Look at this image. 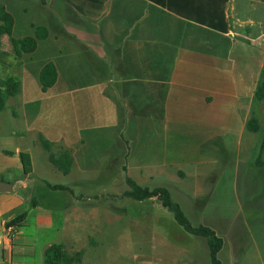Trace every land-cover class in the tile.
I'll list each match as a JSON object with an SVG mask.
<instances>
[{"label": "crops", "instance_id": "obj_1", "mask_svg": "<svg viewBox=\"0 0 264 264\" xmlns=\"http://www.w3.org/2000/svg\"><path fill=\"white\" fill-rule=\"evenodd\" d=\"M1 6L15 20L12 37H31L36 48L19 54L9 35L1 38L0 65L21 80V91L0 113V183L12 188L0 192V264H36L39 232L23 239L30 216L36 231L54 227L51 213L31 205L40 180L35 155L47 152L41 136L54 154L72 155L64 174L46 153L69 183L41 180L68 208L84 198L75 194L87 184L83 176H104L118 160L129 175L137 160L151 176L181 164L199 167L207 151H227L249 132L264 62V0H169L167 8L149 0H5ZM30 13L36 20L17 19ZM48 63L57 81L44 88L40 75ZM41 122L66 133L52 137ZM21 153L31 157L29 174ZM23 212L21 226L9 230L7 223ZM63 244L76 252L72 241Z\"/></svg>", "mask_w": 264, "mask_h": 264}, {"label": "rangeland", "instance_id": "obj_2", "mask_svg": "<svg viewBox=\"0 0 264 264\" xmlns=\"http://www.w3.org/2000/svg\"><path fill=\"white\" fill-rule=\"evenodd\" d=\"M4 2L0 0V4ZM19 18L32 22L36 15L22 14ZM14 75L0 65V80ZM259 116L264 127V107ZM41 124L55 138L67 130ZM119 132L117 129L118 136ZM260 135L247 132L242 144H229L224 152L217 147L216 152L207 151L199 167L181 164L156 176L143 173L139 160L129 175L123 169L124 160H118V168L109 173L105 170L104 176L99 172L83 176L87 184L77 187L75 194L84 198L68 208L41 182L65 184L71 176L51 166L47 152L38 150L35 168L40 180L33 197L40 211L51 213L54 227L36 231L30 216L23 239L30 241L39 232L36 264H44L47 244L68 241H72L71 250H84L83 264H211L206 239L186 233L157 200L139 203L123 196L129 189V176L144 186L169 188L193 225L210 224L224 240L220 253L223 264H264V172L254 164ZM58 150L55 146L54 152ZM70 224H74L72 229Z\"/></svg>", "mask_w": 264, "mask_h": 264}, {"label": "trees", "instance_id": "obj_3", "mask_svg": "<svg viewBox=\"0 0 264 264\" xmlns=\"http://www.w3.org/2000/svg\"><path fill=\"white\" fill-rule=\"evenodd\" d=\"M162 7H169V0H149ZM14 18L8 13L4 6L0 7V48L1 38L3 35H9L14 49L20 53H30L36 48V40L29 37L23 39H15L12 37L14 26ZM57 70L51 63L46 64L40 75V82L44 88H50L56 84ZM21 91V80L17 77H7L0 80V113L6 107L7 99L16 97ZM264 103V62L261 69L260 77L258 79L251 106L250 118L247 122V130L251 133L261 134L255 155V166L264 172V127L258 115L259 108ZM43 147L49 153L50 162L57 167L64 174L71 171L73 158L70 152L65 151L59 155L52 152V143L41 136ZM20 159L23 164L25 174L32 171L31 157L28 153H21ZM126 182L129 187L124 191L123 196L130 198L136 202H144L146 200L156 199L164 208H166L172 215L175 222L188 234L205 238L209 246V255L211 264H223L220 253L224 247V240L216 231L210 226L200 224L195 226L191 223L182 206L173 199L169 188L164 186H157L151 188L138 184L133 178L127 176ZM49 188L54 191H63L67 188L62 185H53L47 183ZM36 201L33 198L31 205L35 206ZM27 212H23L9 221L7 228L13 227L17 229L24 222ZM83 252L71 253L63 243L52 244L46 248L44 252V264H81L83 259Z\"/></svg>", "mask_w": 264, "mask_h": 264}, {"label": "water", "instance_id": "obj_4", "mask_svg": "<svg viewBox=\"0 0 264 264\" xmlns=\"http://www.w3.org/2000/svg\"><path fill=\"white\" fill-rule=\"evenodd\" d=\"M11 184L10 183H0V192H11Z\"/></svg>", "mask_w": 264, "mask_h": 264}, {"label": "built area", "instance_id": "obj_5", "mask_svg": "<svg viewBox=\"0 0 264 264\" xmlns=\"http://www.w3.org/2000/svg\"><path fill=\"white\" fill-rule=\"evenodd\" d=\"M8 229H9V230H13V227H9Z\"/></svg>", "mask_w": 264, "mask_h": 264}]
</instances>
